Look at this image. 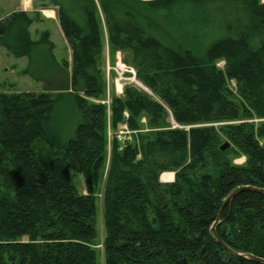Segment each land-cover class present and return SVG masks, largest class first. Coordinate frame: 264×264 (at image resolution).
I'll list each match as a JSON object with an SVG mask.
<instances>
[{
  "label": "trees",
  "instance_id": "obj_1",
  "mask_svg": "<svg viewBox=\"0 0 264 264\" xmlns=\"http://www.w3.org/2000/svg\"><path fill=\"white\" fill-rule=\"evenodd\" d=\"M41 2L72 58L48 29L33 37L38 12L0 19V46L45 86L0 89V264H262L226 245L264 258V192L223 204L264 189V3ZM107 42L147 89L127 81L106 101Z\"/></svg>",
  "mask_w": 264,
  "mask_h": 264
},
{
  "label": "rangeland",
  "instance_id": "obj_2",
  "mask_svg": "<svg viewBox=\"0 0 264 264\" xmlns=\"http://www.w3.org/2000/svg\"><path fill=\"white\" fill-rule=\"evenodd\" d=\"M264 3V0H261ZM41 0H0V19L2 17H5L7 14L14 10H18L20 7L26 8L24 10H27L31 14L39 13V18L36 22H34L31 26L32 35L34 38L39 37L38 31H42L45 29H48L51 32V39L55 42V55L58 60L68 59L71 61V48L68 44V41L66 37L64 36V33L60 27L58 16H57V9L53 5H48L46 7H43ZM45 10V11H44ZM56 10V11H55ZM161 32H165L168 34V37H172L174 39V35L164 28L162 25H160L158 28ZM106 53H107V61H106V70H107V78H109V83L107 87V98L106 101H110L111 95L114 94V86L115 88H118V83L120 82L122 85V90L124 88L125 82L128 79H122L120 78L119 74H117L116 71H114V67L117 66V62L122 58V52L118 51L114 53V55H109L108 47H106ZM123 62V60H122ZM28 59L27 57H15L8 53V51L3 47L0 46V89H8L12 88L14 90L22 91V90H30V91H40L44 89V83L40 81H36L33 78H31L29 75L25 74L23 70L27 66ZM122 65V64H121ZM218 65L223 67L224 61L218 62ZM129 66V65H128ZM130 67V66H129ZM111 69L110 73L109 70ZM114 69V70H113ZM128 72V71H126ZM109 73V75H108ZM128 76V73H126ZM125 76V75H124ZM131 75L130 77H132ZM129 80L135 82V80H132L129 78ZM116 81V82H115ZM137 82V81H136ZM232 86H234V82H231ZM122 90H119L118 95H122ZM236 92V91H235ZM116 94V93H115ZM74 117V108L69 107L68 111L65 110V113L62 112L60 115V122L64 121H70V116ZM65 119V120H64ZM223 123V122H220ZM218 124L219 123H213ZM120 126H122L120 124ZM120 126L117 130L120 129ZM111 137H113L114 132L111 130L110 134ZM119 137V136H118ZM120 139V138H119ZM121 140V139H120ZM122 142H125L124 140H121ZM246 160V157L244 155H240L234 158V162L236 163H243ZM167 173H173L174 178V171H165ZM163 172L160 176L162 181H170L173 178L166 179V177H163ZM72 173L74 174V181L75 185L80 192H86L85 189V183H84V176L81 173H78L76 171L72 170ZM99 227L102 228V213H100V222ZM103 235L101 236V238ZM98 246H100L98 244Z\"/></svg>",
  "mask_w": 264,
  "mask_h": 264
},
{
  "label": "water",
  "instance_id": "obj_3",
  "mask_svg": "<svg viewBox=\"0 0 264 264\" xmlns=\"http://www.w3.org/2000/svg\"><path fill=\"white\" fill-rule=\"evenodd\" d=\"M137 83H139L140 85L144 86L140 81H138ZM146 88V87H145ZM230 142L229 141H225L222 145H221V148L222 149H227L230 147ZM175 176V175H174ZM174 178L171 180L173 181ZM244 189H250V190H255V191H259V192H264V189L263 188H258V187H254V186H250V185H246V186H242L240 188H237L235 191H233L228 197L227 199L225 200L223 206L225 205L226 202H228L229 200H231L238 192H240L241 190H244ZM223 206L220 208V211L218 212V215H217V219L216 221L214 222L213 226H212V229H213V232H214V235L215 237L224 245L225 242L221 239V237L219 236L217 230H216V226L217 224L220 222V219H221V213H222V209H223ZM227 248H229L230 250H232L234 253L238 254L239 256H242L244 258H247L249 260H252V261H255V262H259V263H262L264 264V258L263 257H260V256H257V255H254L252 253H247V252H237L235 250H233L232 248H230L229 246L226 245Z\"/></svg>",
  "mask_w": 264,
  "mask_h": 264
},
{
  "label": "built area",
  "instance_id": "obj_4",
  "mask_svg": "<svg viewBox=\"0 0 264 264\" xmlns=\"http://www.w3.org/2000/svg\"><path fill=\"white\" fill-rule=\"evenodd\" d=\"M114 69L117 71V74H119L120 78H122V79H129L130 78V77L124 76L126 71L132 72L135 75L134 68L132 66L129 67L126 63L122 62L121 59L117 62V66L114 67ZM130 134H131V130L128 128L127 124L122 125L120 130H119L120 139L125 140L127 138H131Z\"/></svg>",
  "mask_w": 264,
  "mask_h": 264
},
{
  "label": "bare ground",
  "instance_id": "obj_5",
  "mask_svg": "<svg viewBox=\"0 0 264 264\" xmlns=\"http://www.w3.org/2000/svg\"><path fill=\"white\" fill-rule=\"evenodd\" d=\"M118 88H119V90H121L122 89V85H121V83L119 82L118 83ZM163 177L165 178L166 177V179H170V178H173V173H167V172H165L164 174H163ZM171 181V180H170Z\"/></svg>",
  "mask_w": 264,
  "mask_h": 264
},
{
  "label": "crops",
  "instance_id": "obj_6",
  "mask_svg": "<svg viewBox=\"0 0 264 264\" xmlns=\"http://www.w3.org/2000/svg\"><path fill=\"white\" fill-rule=\"evenodd\" d=\"M19 9H26V8H22V7H20ZM45 11V10H44ZM56 11V10H55ZM108 52H109V49H108ZM113 92H115L116 94H119V91H118V89L117 88H115V86H114V91Z\"/></svg>",
  "mask_w": 264,
  "mask_h": 264
}]
</instances>
